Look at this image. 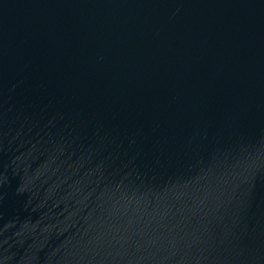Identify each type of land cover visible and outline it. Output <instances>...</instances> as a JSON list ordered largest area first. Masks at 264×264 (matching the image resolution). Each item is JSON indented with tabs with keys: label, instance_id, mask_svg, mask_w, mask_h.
<instances>
[{
	"label": "water",
	"instance_id": "obj_1",
	"mask_svg": "<svg viewBox=\"0 0 264 264\" xmlns=\"http://www.w3.org/2000/svg\"><path fill=\"white\" fill-rule=\"evenodd\" d=\"M0 264H264V0H0Z\"/></svg>",
	"mask_w": 264,
	"mask_h": 264
}]
</instances>
